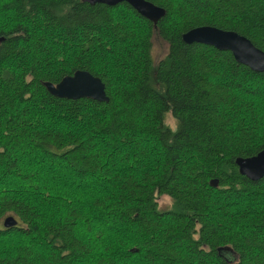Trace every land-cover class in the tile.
<instances>
[{
	"label": "trees",
	"instance_id": "obj_1",
	"mask_svg": "<svg viewBox=\"0 0 264 264\" xmlns=\"http://www.w3.org/2000/svg\"><path fill=\"white\" fill-rule=\"evenodd\" d=\"M145 1L155 26L125 2L0 0V264H264V175L235 164L264 150V73L182 41L211 26L264 52V0ZM75 71L108 101L43 86Z\"/></svg>",
	"mask_w": 264,
	"mask_h": 264
},
{
	"label": "water",
	"instance_id": "obj_2",
	"mask_svg": "<svg viewBox=\"0 0 264 264\" xmlns=\"http://www.w3.org/2000/svg\"><path fill=\"white\" fill-rule=\"evenodd\" d=\"M91 6L103 4L116 6L123 2L131 6L141 17L152 22L154 26L164 17L165 11L145 0H81ZM2 39H0V42ZM185 44H202L211 46L219 51H228L235 62L247 67L252 72L264 73V52L256 48L247 38L233 32L225 31L211 26H203L189 30L182 35ZM43 86L47 92L60 99L79 100L91 99L97 102H107L105 86L101 80L85 71H75L66 76L57 84L45 82ZM235 164L240 174L251 180H258L264 175V150L253 157L237 158ZM16 224L13 216L4 218L3 225L10 227ZM220 250H231L224 246Z\"/></svg>",
	"mask_w": 264,
	"mask_h": 264
},
{
	"label": "rangeland",
	"instance_id": "obj_3",
	"mask_svg": "<svg viewBox=\"0 0 264 264\" xmlns=\"http://www.w3.org/2000/svg\"><path fill=\"white\" fill-rule=\"evenodd\" d=\"M167 49V44L156 34L153 35L151 53L155 62H158L166 56ZM166 123L172 129L175 126V123L170 116L166 117ZM157 203L160 208H167L171 203V199L166 195H161L157 198Z\"/></svg>",
	"mask_w": 264,
	"mask_h": 264
}]
</instances>
